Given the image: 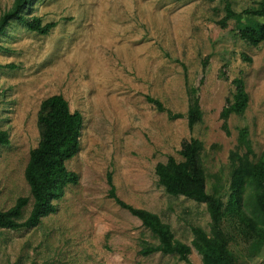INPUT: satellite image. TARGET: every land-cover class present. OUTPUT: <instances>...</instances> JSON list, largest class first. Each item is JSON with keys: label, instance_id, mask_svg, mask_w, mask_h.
<instances>
[{"label": "rangeland", "instance_id": "1", "mask_svg": "<svg viewBox=\"0 0 264 264\" xmlns=\"http://www.w3.org/2000/svg\"><path fill=\"white\" fill-rule=\"evenodd\" d=\"M11 1L0 0V13ZM252 1L230 0L236 12ZM23 13L56 24L42 34L12 19L0 34V130L9 139L0 144V209L29 195L23 168L38 140L39 103L52 94H62L82 115L78 150L65 161L77 182L35 226L0 228V264H201L190 226L208 229L205 206L166 194L154 165L167 155L180 159V142L197 138L206 191L228 190L230 153L244 151L240 130L254 156L264 149V40L253 46L240 39L244 16L220 26V0H30ZM237 76L248 104L242 115L223 118ZM187 84L198 87L201 109L192 128L185 116L167 113L186 111ZM107 171L121 199L157 213L190 245L188 262L140 253L144 241L156 238L107 196ZM229 234L240 264H261L263 248L250 254L234 227Z\"/></svg>", "mask_w": 264, "mask_h": 264}, {"label": "trees", "instance_id": "2", "mask_svg": "<svg viewBox=\"0 0 264 264\" xmlns=\"http://www.w3.org/2000/svg\"><path fill=\"white\" fill-rule=\"evenodd\" d=\"M30 0H12L9 7L0 13V34L14 19L31 31L47 33L56 21L42 22L37 15H26L23 10ZM223 16L217 20L225 26L230 18L246 21L237 31L238 36L250 45L256 46L264 40V0L252 3L236 12L230 0H220ZM247 61L249 57L243 55ZM233 90L226 99L220 115H242L248 104V94L242 77L230 81ZM187 108L184 113L167 110L170 117L185 116L187 126L192 128L201 119L198 87L185 85ZM145 100L157 110L162 103L149 95ZM82 115L71 111L67 99L60 93L41 100L36 112L38 140L28 152L23 168V179L28 187V196H17L12 205L0 209V228L19 230L35 226L40 218L54 209L53 200L63 196L68 184L77 182V174L68 170L65 161L72 158L79 147ZM9 141L7 132L0 130V144ZM238 141L244 148L242 153L231 151L232 173L228 190L223 195L209 193L205 189V175L200 159L201 141L190 137L180 142L177 150L180 159L167 155L165 161L156 162L154 174L156 182L171 196H183L197 203H203L208 213V229L193 224L190 226V244L201 256V264H240L238 257L229 248L230 229L241 234L247 242L248 252L255 254L264 249V149L254 156L247 140L246 130L239 132ZM107 196L119 207L135 216L156 238V243L143 242L140 253L161 252L175 255L189 261L190 245L176 239L170 226L160 216L142 207H136L121 199L112 182L110 171L106 172ZM30 204L26 216L23 208ZM232 222V224H230ZM232 226V227H231ZM261 264H264V259Z\"/></svg>", "mask_w": 264, "mask_h": 264}]
</instances>
